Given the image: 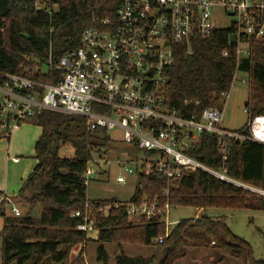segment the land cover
I'll return each mask as SVG.
<instances>
[{
    "label": "trees",
    "instance_id": "obj_1",
    "mask_svg": "<svg viewBox=\"0 0 264 264\" xmlns=\"http://www.w3.org/2000/svg\"><path fill=\"white\" fill-rule=\"evenodd\" d=\"M58 4L52 15L34 9L30 0H0V72L28 76L46 83H57L60 73L43 63L50 56L57 62L68 49L80 46L84 30L94 19L115 17L114 0H51ZM230 29L214 30L208 36H194L175 48V60L168 69L166 104L184 117H200L210 107L224 108L223 92H230L238 72L250 76L246 107L250 119L264 114V41H255L249 57L237 60L229 44ZM228 50V55L224 51ZM33 58L40 59L37 72H25ZM41 132L34 146L37 164L19 190L17 197L31 208L41 205L40 217L8 214L0 201L2 264H85L82 256L70 261L72 249L88 241L78 230L80 219L73 213L88 200L84 174L94 151L113 148L102 130H88L80 116L44 110L33 118ZM247 125L240 128L243 130ZM249 131H246L248 134ZM226 168L228 175L251 187L264 189V144L256 141H229ZM72 146L73 155L61 150ZM189 154L212 169L223 167L218 138L204 133ZM167 180L163 174L138 177L134 200L158 196L165 203ZM4 196L0 190V199ZM114 199L96 200L99 203ZM172 208L264 210L259 194L220 180L202 170L170 186ZM100 259L107 264L103 243H136L155 246L157 254L130 257L121 254L116 264H175L186 256L188 247H212L243 258L245 264H264L256 258L251 244L236 235L225 218L184 219L166 234L164 221L147 222L144 216L129 221L124 210L112 211L99 225ZM164 237L163 243H155ZM161 254V259L159 255Z\"/></svg>",
    "mask_w": 264,
    "mask_h": 264
},
{
    "label": "built area",
    "instance_id": "obj_2",
    "mask_svg": "<svg viewBox=\"0 0 264 264\" xmlns=\"http://www.w3.org/2000/svg\"><path fill=\"white\" fill-rule=\"evenodd\" d=\"M30 1L39 12L52 15L58 10V4L51 0ZM114 1L118 3L115 17L94 19L84 30L80 46L66 50L57 62L52 59L50 44V56L41 70H57V83L0 72V138H10L21 123L44 110L72 114L85 118L89 131L102 130L111 141V130L122 131L121 146L92 152L84 174L87 187L113 166L124 170L116 177L119 183H127L130 176L138 178L153 172L166 177L165 203L158 196L103 203L88 199L82 210L72 214L80 219L77 229L87 235L99 233V225L116 210H124L129 221L139 215L147 222L164 221L168 235L170 186L197 170L264 198V189L231 178L226 168L231 139L264 144V114L250 119L243 130H228L221 127L224 108H206L200 117L187 118L166 104L168 69L175 60L176 46L189 43L194 36L230 29L229 44L238 62L249 57L253 43L264 41V0ZM217 9L224 17L232 18L228 27L215 26ZM231 35L235 36L234 43ZM228 53L224 51V55ZM40 62L31 59L25 72H37ZM229 94L222 93L224 104ZM204 133L217 135L223 160L220 170L189 154L199 146ZM3 200L6 206L13 205L14 216H21L11 196L4 195ZM163 242L164 237L155 240Z\"/></svg>",
    "mask_w": 264,
    "mask_h": 264
},
{
    "label": "rangeland",
    "instance_id": "obj_3",
    "mask_svg": "<svg viewBox=\"0 0 264 264\" xmlns=\"http://www.w3.org/2000/svg\"><path fill=\"white\" fill-rule=\"evenodd\" d=\"M217 19L214 24L217 27H228L231 17H224L220 10H216ZM250 92V76L245 72H238L230 89L229 97L224 106V117L221 127L228 130H239L249 123L250 116L246 111V102L249 99ZM41 129L35 123L34 119L21 123L12 133L11 144L6 137L0 139V153L2 157L8 154L11 157L19 156L23 161H35L34 146L39 137ZM110 136L114 139L111 141L113 146H121L124 141L122 139V131L119 128L110 131ZM61 155L72 156V146H67L61 150ZM124 170L113 166L109 168L108 174L99 175L87 187V198L90 200H106L118 199L129 201L135 194L138 178L136 176L127 177V183H119L116 177L123 174ZM12 193V192H10ZM12 198V194H9ZM4 197V196H3ZM3 197L0 199L4 202ZM14 205L19 208L22 216L40 217L41 205L38 204L31 208L19 197L13 198ZM12 204H8V214L11 212ZM202 217H210L213 219L225 218L231 230L248 241L256 258L264 259V210H230V209H196L192 207L171 208L168 212L169 223L168 231L184 219H200ZM3 217L0 216V264H2L1 254V230L3 227ZM167 234V232H166ZM99 233L92 232L87 235L88 241L79 244L72 249L70 261L77 257H81L85 264H105L100 257V243L98 239ZM105 251L108 255L107 264H116L117 257L121 254L130 257H149L157 254L155 246H145L136 243H123L119 245L116 242L103 243ZM186 256L175 264H245L243 258H237L229 252L217 250L212 247H188L185 249ZM159 259H161V254Z\"/></svg>",
    "mask_w": 264,
    "mask_h": 264
},
{
    "label": "crops",
    "instance_id": "obj_4",
    "mask_svg": "<svg viewBox=\"0 0 264 264\" xmlns=\"http://www.w3.org/2000/svg\"><path fill=\"white\" fill-rule=\"evenodd\" d=\"M7 139L10 143L12 135ZM13 158H19V161L14 162ZM36 164L37 161L34 163L32 160L23 161L19 156L11 157L9 151L6 158L5 154L2 157V153H0V190L3 191L4 195L12 194V196H14L13 198L16 199L19 190L35 168Z\"/></svg>",
    "mask_w": 264,
    "mask_h": 264
},
{
    "label": "water",
    "instance_id": "obj_5",
    "mask_svg": "<svg viewBox=\"0 0 264 264\" xmlns=\"http://www.w3.org/2000/svg\"><path fill=\"white\" fill-rule=\"evenodd\" d=\"M230 41H231V43H234L235 42V36L234 35H231L230 36Z\"/></svg>",
    "mask_w": 264,
    "mask_h": 264
},
{
    "label": "bare ground",
    "instance_id": "obj_6",
    "mask_svg": "<svg viewBox=\"0 0 264 264\" xmlns=\"http://www.w3.org/2000/svg\"><path fill=\"white\" fill-rule=\"evenodd\" d=\"M261 133H263V136H264V126H263V130L261 131Z\"/></svg>",
    "mask_w": 264,
    "mask_h": 264
}]
</instances>
